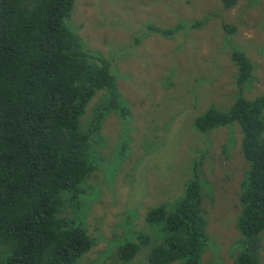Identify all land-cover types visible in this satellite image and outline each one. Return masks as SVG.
<instances>
[{"label":"trees","instance_id":"obj_1","mask_svg":"<svg viewBox=\"0 0 264 264\" xmlns=\"http://www.w3.org/2000/svg\"><path fill=\"white\" fill-rule=\"evenodd\" d=\"M239 1L221 4L227 11ZM75 2L0 0V264H80L98 245L87 223L99 199L89 196L95 190L90 180L105 160L97 147H103L101 132L108 116L126 123L131 111L112 62L92 53L78 32L66 25ZM206 23L193 21L190 29ZM184 28L180 24L174 29H147L171 39ZM224 29L231 36L236 33L235 27ZM232 47L238 98L228 110L210 106L194 127L200 134L234 124L240 128L241 153L248 167L240 184L237 220L241 236L237 245L242 250L233 256L234 264H261L264 95L254 99L243 95L254 80L255 65L245 49L233 43ZM99 92H104L103 99L83 124ZM234 142L231 136L230 146ZM129 146L124 143L118 156L114 152L116 165L129 157ZM202 166V159H195L192 179L173 205L162 203L148 211L149 231L128 228L126 234L136 241L117 248L122 263H130L153 244L149 264H204L211 237L203 192L210 184ZM126 226L124 219L123 234Z\"/></svg>","mask_w":264,"mask_h":264},{"label":"rangeland","instance_id":"obj_2","mask_svg":"<svg viewBox=\"0 0 264 264\" xmlns=\"http://www.w3.org/2000/svg\"><path fill=\"white\" fill-rule=\"evenodd\" d=\"M196 20L207 23L190 29ZM180 24L185 28L171 39L147 29ZM66 25L92 53L112 62L131 111L126 123L116 115L103 123V147L97 150L105 160L90 180L95 190L89 194L99 199L87 220L98 245L80 264H124L117 248L136 241L126 234L128 228L149 231L148 211L162 203L173 205L183 196L198 158L210 184L203 192L211 237L204 264H234L233 256L242 250L237 220L240 184L248 167L241 153L242 134L238 124L200 134L194 123L210 106L228 110L238 98L232 43L245 49L255 65L254 80L243 95H264V0H240L227 11L221 0H76ZM225 25L235 27V35ZM103 96L99 92L93 98L83 124ZM231 136L235 142L230 146ZM124 143H130L129 157L116 165L114 152L118 156ZM262 244L264 264V236ZM152 247L142 248L127 264H149Z\"/></svg>","mask_w":264,"mask_h":264}]
</instances>
